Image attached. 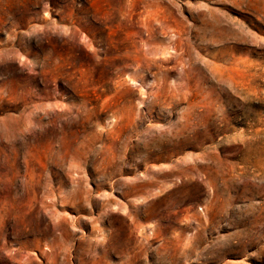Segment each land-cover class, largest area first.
Returning <instances> with one entry per match:
<instances>
[{"label": "rangeland", "instance_id": "1", "mask_svg": "<svg viewBox=\"0 0 264 264\" xmlns=\"http://www.w3.org/2000/svg\"><path fill=\"white\" fill-rule=\"evenodd\" d=\"M0 264H264V0H0Z\"/></svg>", "mask_w": 264, "mask_h": 264}]
</instances>
